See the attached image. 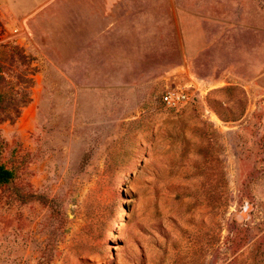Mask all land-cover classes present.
Here are the masks:
<instances>
[{"label": "rangeland", "instance_id": "obj_1", "mask_svg": "<svg viewBox=\"0 0 264 264\" xmlns=\"http://www.w3.org/2000/svg\"><path fill=\"white\" fill-rule=\"evenodd\" d=\"M41 8L0 42V264H264V0Z\"/></svg>", "mask_w": 264, "mask_h": 264}, {"label": "crops", "instance_id": "obj_2", "mask_svg": "<svg viewBox=\"0 0 264 264\" xmlns=\"http://www.w3.org/2000/svg\"><path fill=\"white\" fill-rule=\"evenodd\" d=\"M50 0H0V21L25 29Z\"/></svg>", "mask_w": 264, "mask_h": 264}, {"label": "built area", "instance_id": "obj_3", "mask_svg": "<svg viewBox=\"0 0 264 264\" xmlns=\"http://www.w3.org/2000/svg\"><path fill=\"white\" fill-rule=\"evenodd\" d=\"M19 34L20 31L18 27H9L6 24L0 23V42L4 43L7 40H15L18 38ZM190 100L191 98L185 90L169 91L163 95L164 103H166L171 108L188 104Z\"/></svg>", "mask_w": 264, "mask_h": 264}, {"label": "trees", "instance_id": "obj_4", "mask_svg": "<svg viewBox=\"0 0 264 264\" xmlns=\"http://www.w3.org/2000/svg\"><path fill=\"white\" fill-rule=\"evenodd\" d=\"M14 179V173L12 170L6 168L0 162V184H8Z\"/></svg>", "mask_w": 264, "mask_h": 264}, {"label": "bare ground", "instance_id": "obj_5", "mask_svg": "<svg viewBox=\"0 0 264 264\" xmlns=\"http://www.w3.org/2000/svg\"><path fill=\"white\" fill-rule=\"evenodd\" d=\"M124 216H125V214L122 215V217H124Z\"/></svg>", "mask_w": 264, "mask_h": 264}]
</instances>
